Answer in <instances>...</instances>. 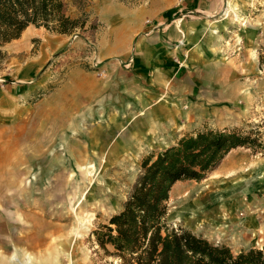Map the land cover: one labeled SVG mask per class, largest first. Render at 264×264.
<instances>
[{"label":"rangeland","instance_id":"obj_1","mask_svg":"<svg viewBox=\"0 0 264 264\" xmlns=\"http://www.w3.org/2000/svg\"><path fill=\"white\" fill-rule=\"evenodd\" d=\"M152 1L87 0L86 31L30 27L4 47L0 264H116L93 232L123 210L145 158L207 130L236 132L252 146L233 150L201 182L177 183L168 224L234 255L264 248V0H224L203 18L188 16L185 0H156L196 31L191 51L184 38L156 34L165 45L156 57L174 52L183 71L170 80L151 70V81L129 67L151 31L124 54L116 37L117 17Z\"/></svg>","mask_w":264,"mask_h":264},{"label":"trees","instance_id":"obj_2","mask_svg":"<svg viewBox=\"0 0 264 264\" xmlns=\"http://www.w3.org/2000/svg\"><path fill=\"white\" fill-rule=\"evenodd\" d=\"M68 1L0 0V71L7 59L4 47L30 27L66 36L86 31L87 0H74L77 16L70 13ZM246 146H252L250 139L236 132L207 130L183 136L145 158L123 210L93 232L99 249L116 264H264V248L234 255L228 246L167 221L170 193L177 183L205 180L233 150Z\"/></svg>","mask_w":264,"mask_h":264},{"label":"crops","instance_id":"obj_3","mask_svg":"<svg viewBox=\"0 0 264 264\" xmlns=\"http://www.w3.org/2000/svg\"><path fill=\"white\" fill-rule=\"evenodd\" d=\"M223 6L224 0H185L182 5V10H186L188 16L193 14L195 17L203 18L205 17V15L209 16L220 12ZM160 8V3H156V0H153L151 5L147 7L141 5L137 9V11H128L129 15L127 11H125L123 12V15H119L117 17V19H122V27L121 30H119V32L117 33L118 35L116 37L117 47L123 49L119 54L126 53L128 46H130L131 43L134 42V39H136V37L140 33L151 31L150 34L145 33V36H143L142 39L138 42V53H136V56H134L135 58H133L131 65H129L132 72H134V74H136L138 77L141 78V76H145L151 81L152 79L149 77L151 76V70L154 71L155 77L163 76L170 80H173L174 77H178L180 75V72L183 71V69L180 71V67L175 65V60H177L178 55L174 57V52L169 53V51L166 50L163 51L164 53L161 56L156 57V52L165 47V45L163 44L162 47H159V44L156 45V34H165L170 40H174L180 43L184 38L183 44H189L188 51H191L192 46H190V34L196 31L194 22L188 21V26L187 28H185L184 26H182L183 19L175 20L174 18L172 19L170 17V12L168 9L169 7L167 9L164 8L163 10H161ZM156 16H159V18L156 19ZM146 20L149 22L148 24L151 25H146ZM117 24L119 25L118 27L121 26L119 22ZM175 24L177 27L175 26ZM205 28L206 27L204 26V29ZM151 34H155L154 39L152 38ZM146 35H148V38ZM188 56H190L191 58L192 56L194 57L193 54L190 55V52ZM181 59L182 61H184V58ZM124 70L125 69H123V71Z\"/></svg>","mask_w":264,"mask_h":264},{"label":"bare ground","instance_id":"obj_4","mask_svg":"<svg viewBox=\"0 0 264 264\" xmlns=\"http://www.w3.org/2000/svg\"><path fill=\"white\" fill-rule=\"evenodd\" d=\"M140 128V127H139ZM143 129V128H142ZM130 131V130H129ZM125 134V133H124ZM141 136V135H140ZM135 138H137V137H135ZM141 138V137H140ZM143 138V137H142ZM228 219H229V217H228Z\"/></svg>","mask_w":264,"mask_h":264}]
</instances>
